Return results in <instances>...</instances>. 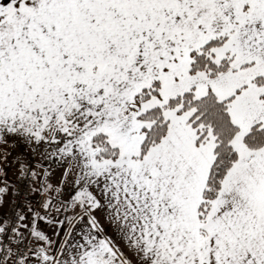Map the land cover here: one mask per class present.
Returning a JSON list of instances; mask_svg holds the SVG:
<instances>
[{
  "label": "snow or ice",
  "instance_id": "snow-or-ice-1",
  "mask_svg": "<svg viewBox=\"0 0 264 264\" xmlns=\"http://www.w3.org/2000/svg\"><path fill=\"white\" fill-rule=\"evenodd\" d=\"M0 264H264V0H0Z\"/></svg>",
  "mask_w": 264,
  "mask_h": 264
}]
</instances>
